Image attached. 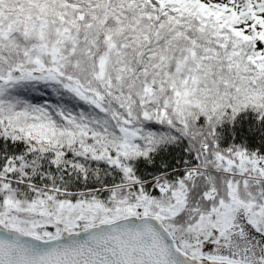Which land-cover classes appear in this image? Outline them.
<instances>
[{
  "label": "snow or ice",
  "instance_id": "6c2138e0",
  "mask_svg": "<svg viewBox=\"0 0 264 264\" xmlns=\"http://www.w3.org/2000/svg\"><path fill=\"white\" fill-rule=\"evenodd\" d=\"M0 264H264V0H0Z\"/></svg>",
  "mask_w": 264,
  "mask_h": 264
}]
</instances>
